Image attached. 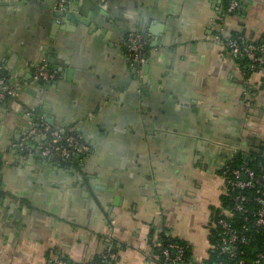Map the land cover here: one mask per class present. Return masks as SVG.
<instances>
[{
  "label": "crops",
  "instance_id": "crops-1",
  "mask_svg": "<svg viewBox=\"0 0 264 264\" xmlns=\"http://www.w3.org/2000/svg\"><path fill=\"white\" fill-rule=\"evenodd\" d=\"M58 2L0 0V68L16 91L0 99V264H162L161 233L206 251L221 167L264 143V71H246L219 38H264V0L237 12L225 0ZM67 6L72 21L53 13ZM130 31L149 39L141 65ZM42 63L51 83L34 77ZM33 122L89 150L50 159L43 135L22 150Z\"/></svg>",
  "mask_w": 264,
  "mask_h": 264
},
{
  "label": "built area",
  "instance_id": "built-area-1",
  "mask_svg": "<svg viewBox=\"0 0 264 264\" xmlns=\"http://www.w3.org/2000/svg\"><path fill=\"white\" fill-rule=\"evenodd\" d=\"M67 0H59L56 7L63 9ZM238 0H229L226 10L233 12L238 9ZM219 38V37H218ZM228 49L233 59L244 58L251 67L264 71V42L258 43L248 39L246 35L219 38ZM148 37L138 31H130L124 37V45L132 62L143 64ZM1 71V68H0ZM55 76L46 63L34 69V77L50 80ZM16 94L4 77H0V99L12 98ZM247 103L250 100L247 99ZM43 135L45 140L39 144L38 151L45 157L85 154L89 146L74 131H64L47 123L33 122L27 133L19 141L22 150L31 151L28 138ZM245 153V149H241ZM247 153V152H246ZM245 153V157L248 154ZM223 181L220 206L213 212L208 224L209 246L202 253H193L185 260L186 246L176 241L155 242L162 264H264V163L255 168L246 161L233 166L225 162L220 170ZM214 236L211 240L210 237ZM210 251L215 257L210 259ZM102 258L113 260L116 253L108 249ZM49 264H71L66 259H48Z\"/></svg>",
  "mask_w": 264,
  "mask_h": 264
},
{
  "label": "trees",
  "instance_id": "trees-1",
  "mask_svg": "<svg viewBox=\"0 0 264 264\" xmlns=\"http://www.w3.org/2000/svg\"><path fill=\"white\" fill-rule=\"evenodd\" d=\"M238 1L240 3V6L238 9H236L233 12H237L241 8L242 0H238ZM228 2H229V0H225V7H227ZM237 35H245V34L240 32V31L239 32L234 31L231 33V36L235 37ZM248 39L250 40L251 38H248ZM255 41L258 43H261V42H264V38H260V39H257ZM146 49H145V51H146ZM236 62H240L241 64H243L246 71L247 70L248 71L260 70V68H258L256 66L251 67L250 62L247 59L237 58ZM0 77H4L5 80L7 81V78H6L3 71H0ZM250 89H251L250 86L247 87L248 93H249ZM249 99L253 102V100L251 98H249ZM244 152L245 153L247 152L246 154H248V157L247 156L245 157V153H243L241 151V152L236 153L231 159L228 160V162L233 166H238V165H241L242 161H246L250 166H253L255 168H259V166L264 163V143H262V142L261 143H252L251 145H249V147L247 149H245ZM158 239H160L162 241V243H167L169 241H176L180 244L185 245L186 246L185 252H184L185 260H188V258L190 256H192V254L194 253L192 244L190 242L184 240V239L179 238V237L172 236V235L167 234V233H161L159 235ZM210 239L213 240L214 236H211ZM112 250L114 251V249H112ZM154 251H155V254L159 257V251L156 249V247H155ZM215 255L216 254L214 251H210V259L214 258ZM159 258L161 260V257H159ZM115 259H113V260H115ZM71 264H75V263H71Z\"/></svg>",
  "mask_w": 264,
  "mask_h": 264
},
{
  "label": "water",
  "instance_id": "water-1",
  "mask_svg": "<svg viewBox=\"0 0 264 264\" xmlns=\"http://www.w3.org/2000/svg\"><path fill=\"white\" fill-rule=\"evenodd\" d=\"M48 7H51L52 8V6H48ZM53 13H54V15L56 17H59V15H62V14H66L67 15V18L65 19V21H67V19H69L70 21H72L74 19L73 16H72V14L70 13L69 6H67L63 11H53ZM134 64L135 65H139L138 63H134ZM46 81H47L46 83H51V81H49V80H46ZM5 104H7V103L5 102L4 105ZM61 130H64V129H61ZM52 157H50V159H52ZM72 157L73 156H69L67 159H72ZM57 159L61 160L62 157L61 156H57Z\"/></svg>",
  "mask_w": 264,
  "mask_h": 264
},
{
  "label": "rangeland",
  "instance_id": "rangeland-1",
  "mask_svg": "<svg viewBox=\"0 0 264 264\" xmlns=\"http://www.w3.org/2000/svg\"><path fill=\"white\" fill-rule=\"evenodd\" d=\"M247 94H248V93H247ZM203 229L205 230V228H203ZM203 229H202V230H203ZM199 232H201V230H199ZM198 245H199V244L196 245V244L194 243V246H195L196 250H198L199 252H204V250L201 251V249H202L201 247H202L203 245H199V246H198Z\"/></svg>",
  "mask_w": 264,
  "mask_h": 264
}]
</instances>
